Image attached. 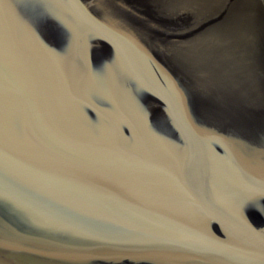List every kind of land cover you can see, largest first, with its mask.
Wrapping results in <instances>:
<instances>
[{
	"label": "water",
	"instance_id": "1",
	"mask_svg": "<svg viewBox=\"0 0 264 264\" xmlns=\"http://www.w3.org/2000/svg\"><path fill=\"white\" fill-rule=\"evenodd\" d=\"M0 264H264V0H0Z\"/></svg>",
	"mask_w": 264,
	"mask_h": 264
}]
</instances>
